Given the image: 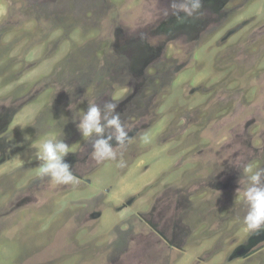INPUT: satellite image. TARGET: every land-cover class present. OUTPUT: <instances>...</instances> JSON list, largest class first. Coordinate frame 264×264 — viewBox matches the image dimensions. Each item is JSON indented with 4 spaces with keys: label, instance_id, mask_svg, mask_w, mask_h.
<instances>
[{
    "label": "rangeland",
    "instance_id": "obj_1",
    "mask_svg": "<svg viewBox=\"0 0 264 264\" xmlns=\"http://www.w3.org/2000/svg\"><path fill=\"white\" fill-rule=\"evenodd\" d=\"M181 2L0 0V264H264L236 193L264 167V0ZM92 101L116 161L76 127ZM52 136L78 183L37 175Z\"/></svg>",
    "mask_w": 264,
    "mask_h": 264
},
{
    "label": "clouds",
    "instance_id": "obj_2",
    "mask_svg": "<svg viewBox=\"0 0 264 264\" xmlns=\"http://www.w3.org/2000/svg\"><path fill=\"white\" fill-rule=\"evenodd\" d=\"M202 0H186L179 5L174 4L175 14L183 12L192 16L199 12ZM76 104L70 103L72 110ZM117 104L106 101L103 108L92 101L87 110H82L76 127L84 140H91V155L97 163L116 161L118 152L115 146L123 147L128 139V131L116 112ZM75 121V120H74ZM144 142H148L144 137ZM115 141V146L111 143ZM36 159L40 162L37 175L40 178H50L58 185L78 183L71 171L69 163L64 159L75 146L66 144L59 136H52L34 145ZM123 166V161H119ZM240 187L236 190L239 200L247 206L243 217L245 230L250 233L264 231V167L247 164L242 168V176L238 181Z\"/></svg>",
    "mask_w": 264,
    "mask_h": 264
}]
</instances>
